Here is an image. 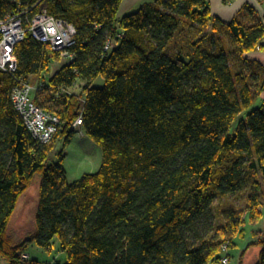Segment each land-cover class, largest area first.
Listing matches in <instances>:
<instances>
[{"label": "trees", "instance_id": "16d2710c", "mask_svg": "<svg viewBox=\"0 0 264 264\" xmlns=\"http://www.w3.org/2000/svg\"><path fill=\"white\" fill-rule=\"evenodd\" d=\"M18 2L32 8L30 17L45 9L76 35L73 60L47 84L41 76L59 57L30 33L14 47L15 76L0 71V258L40 264L22 255L33 244L49 249L57 237L65 264H219L220 244L233 246L244 214L227 209L213 230L214 202L246 188L249 223L262 216L264 68L244 55L264 50V17L244 5L225 23L209 0H154L120 18L122 0ZM12 8L0 0V19ZM98 77L102 88L92 87ZM17 78H39L34 94L51 92L55 107L33 97L60 120L47 145L12 105ZM78 79L81 93H70ZM78 117L102 162L68 183L62 159L49 155L58 137L64 147L71 142ZM36 176L35 230L16 241L8 225ZM258 244L255 264H264Z\"/></svg>", "mask_w": 264, "mask_h": 264}, {"label": "rangeland", "instance_id": "374dc122", "mask_svg": "<svg viewBox=\"0 0 264 264\" xmlns=\"http://www.w3.org/2000/svg\"><path fill=\"white\" fill-rule=\"evenodd\" d=\"M180 40V38L177 39L178 42H180ZM58 61L52 62L53 64L50 66L49 72L41 76L46 84L61 68L62 65ZM38 79H32L31 81L35 83ZM83 85L84 82L78 79L74 86L69 88V92L79 95ZM103 85L104 80L102 77H98L92 83V87L95 88H102ZM50 96L51 92L49 90L38 92L33 95L40 103L52 104V106L55 107V103L50 100ZM260 105V102H255L252 108H259ZM59 159H62L68 183H73L79 180L83 175L95 173L99 169L102 162V153L100 147L78 128L75 131V136L67 146L64 147L63 139L60 137L54 140L53 150L49 155V161L57 162ZM260 180H262V184H264L263 179L260 178ZM39 184L40 178L36 176L31 186L19 199L16 210L10 220L8 234L16 241H21L35 230V216L39 200ZM247 194L248 189L245 188L236 195L216 200L213 205L214 218L210 220L213 230L225 223L224 212L227 209L241 211L244 214V224L240 228L241 234L233 239V246H229L227 251L230 259L229 264H255L261 250V245H259L258 242L264 241V196L261 199L262 205L260 206L262 216L257 223L250 224L247 212ZM225 242L226 240L222 242L220 246ZM22 260L37 261L40 264H65L66 254L61 250L58 238L54 237L49 249H43L34 244L31 245L26 253L22 255ZM0 264L7 263L4 259L0 258ZM208 264L215 263L209 262ZM219 264H221L220 261Z\"/></svg>", "mask_w": 264, "mask_h": 264}, {"label": "built area", "instance_id": "2783aa9c", "mask_svg": "<svg viewBox=\"0 0 264 264\" xmlns=\"http://www.w3.org/2000/svg\"><path fill=\"white\" fill-rule=\"evenodd\" d=\"M12 10L0 19V71L12 77L17 72V61L14 56V47L22 42L27 33H30L38 42L50 47L58 57L60 64H69L73 55L68 49L74 43L75 28L65 21L50 16L45 9L30 17V9H21L18 0H10ZM122 37L118 34L116 39H110L104 46L108 52L117 45ZM39 87H44L40 84ZM37 86L28 80L16 79V85L11 91V102L15 111L21 116L23 123L30 136L41 145L51 143L60 128V120L56 116L46 112L33 100V94ZM63 94V92H60ZM82 125L81 117L72 124L71 129L76 130ZM229 242L220 246L221 264H229L227 254Z\"/></svg>", "mask_w": 264, "mask_h": 264}, {"label": "crops", "instance_id": "0c3cea01", "mask_svg": "<svg viewBox=\"0 0 264 264\" xmlns=\"http://www.w3.org/2000/svg\"><path fill=\"white\" fill-rule=\"evenodd\" d=\"M154 0H122L118 18L136 12L143 5ZM211 14L221 21L228 23L244 5H249L260 18L264 17V0H209ZM264 46V39L262 40ZM248 60L256 61L264 68V50H255L244 55ZM264 100V91L260 95Z\"/></svg>", "mask_w": 264, "mask_h": 264}]
</instances>
